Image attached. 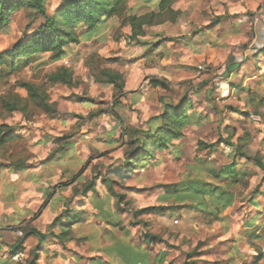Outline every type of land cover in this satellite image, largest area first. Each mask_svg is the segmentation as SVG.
Segmentation results:
<instances>
[{"label":"clouds","instance_id":"clouds-1","mask_svg":"<svg viewBox=\"0 0 264 264\" xmlns=\"http://www.w3.org/2000/svg\"><path fill=\"white\" fill-rule=\"evenodd\" d=\"M27 2L42 10H33L22 30L12 28L15 39L0 46V62L23 59L27 45L42 37L45 47L68 44L109 0ZM180 6L176 46L157 49L164 60L141 62L146 78L114 89L102 105L107 115L86 122L93 130L78 142L83 155L64 163L78 170L90 155L121 150L97 164L103 175L94 187L83 189L81 177L77 192L59 200L54 222L42 225L19 205L0 212V222L14 226L0 230V264H136L145 256L155 264L171 244L189 251L206 237L219 244L227 236L235 239L228 254L235 264H255L264 252V0H181ZM14 15L0 10V40ZM213 176L239 181L236 203L248 215L226 212L215 196L201 204L168 195L203 187L195 182ZM202 221L212 227L205 230Z\"/></svg>","mask_w":264,"mask_h":264},{"label":"rangeland","instance_id":"rangeland-1","mask_svg":"<svg viewBox=\"0 0 264 264\" xmlns=\"http://www.w3.org/2000/svg\"><path fill=\"white\" fill-rule=\"evenodd\" d=\"M156 4L157 0H129L127 9L130 13L142 14L156 9ZM180 5L181 0H178L172 7L182 12L183 9ZM14 14L9 33L6 34L5 39L0 40V46H11L12 41L15 39L12 35V28L22 30L30 22L33 9L19 8ZM179 19L180 15L173 22L166 21L159 25L146 27L145 34L139 37L137 41H129L126 38L127 29L121 26L120 20L117 18L108 19L104 26L98 28L93 37H87V31H82L78 35L79 44L75 45L63 60L73 70L72 86L67 87L60 84L47 86L46 91L52 106L51 111L48 113L34 111L33 115L27 120L19 112L7 115L0 107V124L10 125L13 128L12 133L18 136L17 141L12 142L8 147L9 151L17 155L13 157L14 159H22L26 162L27 168L29 167L25 171L27 173H22L39 177L40 181H44V185L49 186L48 190L53 191L55 194L53 196H56L52 198L51 205L45 209L48 203L45 201L46 195H43L42 201V198L39 200L38 193L33 194L28 191V204H24L22 208L31 213L33 220H38L42 225H47L49 221L54 222L59 215L55 208V206L58 207L59 200L64 196L71 197L77 192L73 185L81 177L84 178L83 189L89 180H93L95 185L97 177L103 175L95 171L97 164L102 159H107L121 150L115 139H109L105 143L117 144L118 147L115 151L105 149L97 155L88 156L78 170H74L69 164L64 163L66 160H77V152L81 156L83 155V152L80 151L81 145L78 142L93 130L86 127V122L90 123L107 115V110L102 105L107 103L108 97H115V92L110 85L94 81L85 64L86 60L93 67L95 60L100 57L114 59L113 61H103L100 66L123 72L125 82L128 83L129 88L141 78H146L144 71L147 64H142V61H148L154 55L164 60L166 54L157 52V49L166 48L169 45L176 46L174 42L178 38L172 33L176 31V24ZM8 62V59L4 61L2 69H0V95L12 89L21 96H25L26 92L22 88L15 87L18 80L42 83L45 72L62 63V61H51L48 55L44 54L34 58L28 64L19 63L15 70L8 71ZM150 110V106H145L141 110L144 119L148 118ZM137 118H139V114L134 112L133 119ZM58 136H68L66 138L67 144L62 148H59V142L55 141ZM70 153L72 155H69ZM93 161L97 163H93ZM107 167L111 168V165L109 164ZM3 169L5 168H2V171L0 170V198H4L5 191L8 190V188L3 189V182L9 183L11 185L10 189L14 192L13 185L16 186V192L19 195V191L24 190L23 181L26 178L21 175L22 173H18L19 175L11 173L10 169H7L9 175H3ZM78 172H80L79 175L71 180ZM89 173H91V179H89ZM106 179V177L102 179L101 183H104ZM212 180L216 179L212 177ZM212 180H202L210 182L204 188L208 189V193L192 195L190 199L204 204L205 198L211 201L213 196L217 199H223L224 196H233L231 202L225 204V211L234 215H240L241 212L248 215L244 204L236 203L235 187L239 181L231 187H227L223 182L212 184ZM249 182L251 183V180ZM28 184L27 186H29ZM222 184L225 187L222 188L220 186ZM210 189L213 190L209 191ZM168 195L175 194L168 193ZM0 204L3 205L2 200H0ZM42 204L44 205L41 208ZM5 208L9 211L13 210L9 206H4ZM54 209L55 211H52ZM201 223L204 225L205 230L212 227L210 221H202ZM213 235L215 236L217 233H213ZM222 235L226 236V233ZM211 240V237H206L203 240L196 241L195 248L189 251L182 250L179 244H171L169 245L170 250L164 251L165 256L162 260L163 262L167 260V264H235L237 257L228 255L235 248V239L227 236L226 239H220L219 244L211 243ZM209 257L213 259H207ZM253 260L255 264H260V261L264 260V252L257 253ZM243 264H248V262L244 261Z\"/></svg>","mask_w":264,"mask_h":264},{"label":"trees","instance_id":"trees-1","mask_svg":"<svg viewBox=\"0 0 264 264\" xmlns=\"http://www.w3.org/2000/svg\"><path fill=\"white\" fill-rule=\"evenodd\" d=\"M129 0H109V3L105 6L104 10L101 12L94 13V20L89 22V26L86 29L89 37H93L98 28L105 24L106 20L111 18H118L120 20L121 26L127 29L126 38L129 41H137L139 37L145 34V28L159 25L163 22L175 21L180 15L181 11L179 9H174L172 5L178 0H157L156 9L150 10L142 14H134L128 12L127 3ZM32 8L35 11L42 10L39 4L33 5L28 3L27 0H0V10L13 14L19 8ZM46 37H42L27 47L31 49L23 59L13 61L10 58L7 64L8 71L15 70L19 63L28 64L31 60L40 55L47 54L51 61H62V63L53 69L45 72L44 80L42 83H36L27 80H18L15 87L22 88L25 92V96H21L18 92L9 89L7 92L0 95V107L7 114L11 115L14 112H19L25 119H29L33 115L34 111H40L43 113H48L52 110L51 103L47 94V86L53 85H64L67 87L73 84V70L72 68L63 62L64 58L68 55L70 50L77 44H79V36H73L72 39L66 45H56L53 47H45ZM21 42H18L20 44ZM112 58H98L95 60L94 66L92 67L90 62L86 60L85 64L89 69L91 77L97 83H104L110 85L113 90L118 88H124L125 78L123 72L112 69L108 67H101L100 64L103 61H113ZM92 61V60H91ZM3 63L4 62H0ZM115 92V91H114ZM13 128L6 124H0V170L2 168L11 169L17 171L20 168L26 166V162L20 158H13L17 156L9 151V146L12 142L17 141L18 136L12 133ZM68 136H58L55 141L59 142V148H62L67 144ZM58 148V149H59ZM80 172L76 173L71 180L75 179ZM219 182H223L227 187H231L238 180L227 181L219 177L213 176ZM196 184L204 185L203 182L196 181ZM94 181L89 180L84 189L88 187H93ZM210 189L209 191H212ZM53 191L48 190L47 198L52 196ZM208 193V189L204 187H190L183 193H173L177 195H183L182 197L190 199L192 195L200 194L204 195ZM190 195V196H187ZM222 199V198H221ZM226 203L231 202V196H227L226 199L223 198ZM44 204L41 205V208ZM19 246V245H18ZM165 252L159 254L158 260L160 264H163V257ZM147 256L139 259L136 262L145 261ZM169 264V263H168Z\"/></svg>","mask_w":264,"mask_h":264},{"label":"crops","instance_id":"crops-1","mask_svg":"<svg viewBox=\"0 0 264 264\" xmlns=\"http://www.w3.org/2000/svg\"><path fill=\"white\" fill-rule=\"evenodd\" d=\"M106 22H107V20H106ZM106 22H105V24H106ZM105 24H103L102 26H104ZM87 34H88V32H87ZM87 37H88V35H87ZM124 88H128V83L127 82H125ZM28 168H27V166H24L23 168H20L17 171H13L11 169L9 171L11 173H13V174L19 175L18 173L25 172L26 170H28ZM25 173H27V172H25ZM25 173H22L21 174L26 179L23 181L24 182V185H25L23 187L24 190L19 191V195H17L18 192H16V186L13 185V188L15 189V192H14L13 190L10 189L11 185L9 183L3 182V187H4L3 189L5 190V188L6 189L8 188V190H6L5 191V194H4L5 197L4 198H0V200L3 201V205L4 206H6V207L9 206V208L11 207L13 209V206L14 205H19V207L22 210H24L25 212H28L27 209L22 208L24 204H28V201H29V198H28V193L29 192L28 191H30L33 194H35V192L38 193L39 200L42 198V201H43V195H46L47 196V192H48L49 186H47L46 184L42 186L40 184L41 181H40V178L39 177H35L34 175H31V174L26 175ZM4 174L5 175H7V174L9 175V172L7 171V168L3 169V175ZM207 181H209V180H207ZM202 182L204 184L203 185L204 188H206L207 187V184L210 183V182H204V181H202ZM27 184L29 186H27ZM41 193H42V195H41ZM53 195H55V194L53 193L50 198H48V199L45 200L46 202H48L47 203V206L45 207V209L48 208V206L51 205L52 198H55L56 197V196L54 197ZM187 196H190V195H187ZM32 197H34V196H32ZM226 198H227V196H224V199H226ZM231 199H233V196L231 197ZM3 205L0 204V212H1L2 209H4V206ZM55 208H56V211H58V207L55 206ZM52 211H55V209L52 210ZM17 218H19V217H17ZM10 219H11V217H10ZM15 227H18V226H15ZM3 229H14V226H11V224H4V223L0 222V230H3ZM159 254L160 253H157V258L159 256ZM136 264H153V261H152V258L151 257L147 256V258H146L145 261L136 262ZM155 264H160V262L158 260H156Z\"/></svg>","mask_w":264,"mask_h":264}]
</instances>
